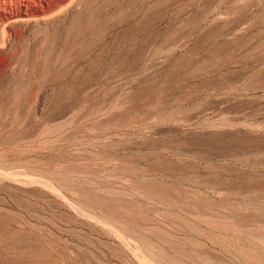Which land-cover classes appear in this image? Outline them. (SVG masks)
<instances>
[{
  "label": "rangeland",
  "instance_id": "obj_1",
  "mask_svg": "<svg viewBox=\"0 0 264 264\" xmlns=\"http://www.w3.org/2000/svg\"><path fill=\"white\" fill-rule=\"evenodd\" d=\"M0 28V264H264V0Z\"/></svg>",
  "mask_w": 264,
  "mask_h": 264
},
{
  "label": "bare ground",
  "instance_id": "obj_2",
  "mask_svg": "<svg viewBox=\"0 0 264 264\" xmlns=\"http://www.w3.org/2000/svg\"><path fill=\"white\" fill-rule=\"evenodd\" d=\"M44 7V6H43ZM25 9H26V7H25ZM10 10L11 11H8V12H6V11H4L3 13H2V15H3V17H4V21L3 22H1L2 23V25H3V23H4V26L6 27V26H9V25H13L14 26V24H28V23H30V22H32V21H34V18L32 17L33 15H39V14H41L42 13V11L40 10V9H33V14H29L28 13V10L26 9V11H24L22 8H19V9H11L10 8ZM51 15H53V14H51ZM50 16V15H49ZM48 16V18H50ZM52 17V16H51ZM37 18V17H36ZM41 18V17H40ZM46 18V20H47V17H44V19ZM43 19V18H42ZM41 19V20H42ZM36 20V19H35ZM40 20V21H41ZM48 21V20H47ZM50 21V20H49ZM38 22V21H37ZM42 22V21H41ZM44 22V21H43ZM45 23V22H44ZM1 25V26H2ZM3 28V27H2ZM1 29V28H0ZM3 30V29H2ZM6 30L4 29V32H5ZM3 33V32H2ZM6 33V32H5ZM4 33V34H5ZM4 34H2V35H4ZM7 34H8V31H7ZM5 36H6V34H5ZM4 36V37H5ZM3 39H5V38H3ZM2 40V39H1ZM6 42V41H5ZM5 42H4V44L3 45H5ZM1 44V43H0ZM3 45H1V47L3 46ZM2 48H4V47H2ZM1 50V49H0Z\"/></svg>",
  "mask_w": 264,
  "mask_h": 264
}]
</instances>
